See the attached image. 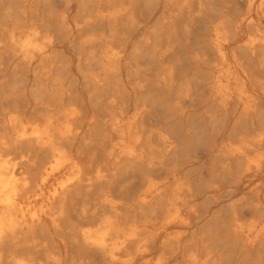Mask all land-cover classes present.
<instances>
[{
    "label": "bare ground",
    "instance_id": "obj_1",
    "mask_svg": "<svg viewBox=\"0 0 264 264\" xmlns=\"http://www.w3.org/2000/svg\"><path fill=\"white\" fill-rule=\"evenodd\" d=\"M54 1L0 0V264H237L243 245L257 255L242 250L239 264H264L261 205L235 200L258 196L264 138L219 143L211 182L165 172L176 144L159 133L154 145L146 131V82L132 104L124 53L111 33H91L133 0H58V14ZM205 3L189 6L200 17ZM250 3L248 43L264 49V0ZM213 35L224 58L219 25ZM78 41L68 58L61 48ZM253 81L240 92L248 110L264 97V80Z\"/></svg>",
    "mask_w": 264,
    "mask_h": 264
},
{
    "label": "rangeland",
    "instance_id": "obj_2",
    "mask_svg": "<svg viewBox=\"0 0 264 264\" xmlns=\"http://www.w3.org/2000/svg\"><path fill=\"white\" fill-rule=\"evenodd\" d=\"M191 1L133 0L129 15L117 14L111 24L98 19L91 33L98 37L111 33L124 53L125 78L134 89L129 101L145 103L146 131L153 135L152 143L159 144V133L174 140L176 148L164 171L178 169L200 184L212 181L213 150L224 139L236 140L243 134L264 138V97L256 99L250 110L240 99L243 81L254 88L253 80H264V49L251 48L248 43L254 30L249 18H257L250 0H203L206 6L200 17L189 6ZM63 8L60 1L53 2L55 14ZM73 8L67 9L71 22L80 19L79 6ZM218 25L224 58L214 43ZM61 49L70 58L83 46L78 41ZM139 77L147 84L142 100L136 91ZM261 147L264 150V139ZM218 183L224 189L228 186L224 180ZM255 185L258 196L245 190L235 200L250 207L255 199L261 205L258 213L264 215V176ZM226 206H214L213 211L227 212ZM216 219L210 217L206 226H214ZM243 246L234 249L237 264L242 250L257 255Z\"/></svg>",
    "mask_w": 264,
    "mask_h": 264
}]
</instances>
